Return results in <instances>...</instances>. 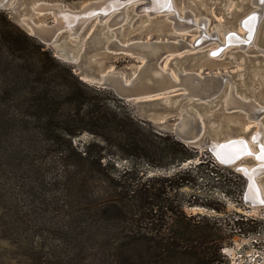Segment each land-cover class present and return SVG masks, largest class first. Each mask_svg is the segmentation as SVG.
Here are the masks:
<instances>
[{
    "label": "trees",
    "instance_id": "obj_1",
    "mask_svg": "<svg viewBox=\"0 0 264 264\" xmlns=\"http://www.w3.org/2000/svg\"><path fill=\"white\" fill-rule=\"evenodd\" d=\"M112 95L0 14L1 238L29 264H228L217 222L177 196L214 158L152 132ZM115 157L175 170L144 178Z\"/></svg>",
    "mask_w": 264,
    "mask_h": 264
},
{
    "label": "rangeland",
    "instance_id": "obj_2",
    "mask_svg": "<svg viewBox=\"0 0 264 264\" xmlns=\"http://www.w3.org/2000/svg\"><path fill=\"white\" fill-rule=\"evenodd\" d=\"M21 1L22 0H14L11 6L0 7V14L2 12L6 14L7 18L12 23L27 34L16 21L22 7ZM35 1L37 0H32L31 2L26 1V6H29V3L32 4ZM43 1L60 2L69 8L78 9L81 5L91 0ZM174 2L179 12H181L182 9H188L196 18H205L208 21V32L216 30L219 32L220 27H218V25H221L228 31L241 33L242 31L238 28L239 20L245 13L254 8V6L249 3V0H174ZM166 15H171V12H166L159 18L151 17L152 19L150 20L134 17L130 22H128V20L123 21L122 24L114 30V36L121 42L131 39L149 41L159 39L191 45L194 41V37L197 35L195 33L197 28L190 27L182 31H177L171 28V20L167 19ZM28 16H30V14H28ZM32 17L37 23H50L52 21V17L48 15L42 16L40 13ZM97 25L98 24H94L93 21L87 28L82 30L80 36L81 46L79 48V51L82 53V58L79 62L70 63L55 57L70 65L74 74L89 86L113 92L109 87H99L91 82L84 81L82 78L83 74L92 68H90L92 64L89 63L87 59L89 58L91 62L93 61L94 65L98 67V70L104 69V71H119L132 68V65L138 64L141 59L125 53L114 54L108 51L102 52V49L98 47L99 45L94 43L96 39V30L94 29L99 28L101 31L100 26ZM32 37L35 38L34 36ZM35 39L39 41L37 38ZM215 45L216 43L214 41H208L190 51L188 49H181L178 52L172 53L175 57H173L171 62H169V58H171L172 55L166 57L160 65L164 66L167 62L170 67L174 68L172 69L169 67V69L175 72L173 64L176 59H178L180 66L187 71L193 70L192 68L189 69V66L196 65L198 66V71L202 74L218 75L225 78L226 76L230 77L234 82L236 81V88L238 87L236 91L238 94L241 95L244 92L249 93L248 91L246 92V90L252 88L250 91L254 93L255 99L261 104H264V61L262 54L258 53L256 49L257 47H264V7L256 34L249 45H246L244 49H238L237 45H230L227 46L220 55H208V51L215 49ZM43 46L54 55L56 50L55 43L50 45L43 44ZM204 56L212 62L205 61L203 58ZM252 65L254 66L251 68ZM245 87L246 89H244ZM177 89L178 87H171L166 90L168 91L167 94H159L156 97L183 92ZM112 96L118 99L115 94ZM113 98L110 96L108 100L111 105L118 107L120 111L128 112L136 121L143 124L152 132L173 135L172 131L167 129L165 125L150 121V119L146 117L144 113L145 110L140 104L124 100H120L121 102H119ZM198 102L200 101L193 102V105ZM212 105L214 107L210 111L208 110V112L199 111L196 105L193 106L199 112L203 125L204 121L208 119V130H212L213 128L214 132L216 131L212 139L234 136L246 138L256 127L255 121L245 122L241 115L236 116V114H232V116H222L220 111L216 110L220 106V100L216 105L213 103ZM204 117L206 118L205 120H203ZM176 118L177 115H170V118L167 119L165 123L173 122ZM261 121L264 125V118H262ZM90 138L91 135L83 133L76 139V142H81L82 140L87 141ZM210 139L211 137L206 133L198 143L194 145L189 144L188 146L196 148L199 157L201 155L203 156V153L211 154L214 161L218 164L216 170H213L216 171V173L209 171L205 166L194 168V171L190 175V179H192L191 182L179 189L177 196L184 201V211L186 214L191 216L204 215L214 220V222H217V226L221 231L220 235L226 236L221 254L224 255L228 264H264V207L261 205H249L244 201L243 194L247 182L246 178L241 173L234 170L233 167L218 162L212 151L208 149ZM249 157L251 159V156ZM245 159L246 158L241 159L238 164L251 163L244 162L246 161ZM113 160L114 167L118 172L122 173L123 171H129V169H136L135 172L142 170L145 173L144 178L151 175L171 173L175 170L171 167L163 170L152 169L144 161L136 158L121 160L115 157ZM199 161V158H195L183 163L181 167L184 168L190 163L195 165V163ZM262 177L264 178V175ZM186 202H190V204ZM21 247L1 238L0 234V264H29L21 256Z\"/></svg>",
    "mask_w": 264,
    "mask_h": 264
},
{
    "label": "water",
    "instance_id": "obj_3",
    "mask_svg": "<svg viewBox=\"0 0 264 264\" xmlns=\"http://www.w3.org/2000/svg\"><path fill=\"white\" fill-rule=\"evenodd\" d=\"M26 1L31 2L32 0L21 1L22 7L16 21L27 32V34L34 36L43 44L50 45L55 43L56 50L54 56L73 63L79 62L82 58V53L79 51L82 30L87 28L88 25L94 21L95 16L102 18L108 14L109 9H104V6L108 3H113L114 6H120L132 0H91L84 3L78 9L71 8L70 11H66L63 7L64 5L60 2H46L43 0H37V6L34 7L33 11L30 3L29 6H26ZM13 3L14 0H0V7L11 6ZM169 7V0H141L138 2L137 10L138 12H142L140 15L141 17L143 12H146L151 15L152 18H159L167 12ZM38 11H42V13H40L42 16L48 15L52 17V21L50 23L41 22L40 24L35 25V20L32 16H35ZM28 14H30V16H28ZM66 17L68 19H66ZM29 19H31L33 23ZM115 29L116 27L113 28V30ZM94 30H96V39L94 40V43L99 45L98 47L102 49V52L108 51L114 54L126 53L132 57L140 58L141 61L138 64H133L132 68H126L119 71H104V69L98 70V67L94 65V62H91L88 58V62L92 64L90 68H92L83 74L82 78L84 81L91 82L99 87H109L119 99L140 104L145 110L144 113L146 114V117L149 118L150 121L165 125L167 129L172 131V134L177 139L181 140L186 145H194L198 143L202 136L207 133L211 137L208 149L212 151L218 162L233 167L234 170L238 171L246 178L247 182L243 194L244 201L249 205H261L264 207V202H262L261 197L257 193L256 184L252 179L255 172L245 169L243 164H238L243 158H246V161L244 162H252L247 154L248 152L246 148L244 147V143L240 140H235L234 138L228 139V141L224 143H215L212 141L215 134L214 129L212 128V130H208L207 122L209 120L205 117L203 118V120L206 119L204 121L203 131L199 133V126L194 127L191 120L184 119L186 118L184 116L185 114L181 113L179 110L181 106L187 104V101H189L185 98L186 94L184 92L166 95L167 97H156L159 94H167L168 91L166 90L172 87V84L168 83L165 78V72L156 65V63L160 64L164 59L165 55L163 56V46L179 44L180 42L176 43L159 39L152 41L135 39L127 45H120L118 47L115 45V40L106 44L99 28ZM249 36H247V38H249ZM138 42H141L140 44L148 43L149 45H139ZM150 44L155 50L157 49L154 55L150 53V48H152ZM140 46L143 47L141 48ZM203 58L205 61L212 62L210 59H207L206 56ZM253 66L254 65H252L251 68ZM188 68L193 69L187 73L191 78L205 79L217 76L202 74L198 71V66L196 65H191ZM197 72H199V74ZM121 75H124L125 79L133 75V79H130V81L126 83L121 79ZM193 78L192 81H194ZM195 85H199V83ZM177 90H182V88H178ZM197 97L202 98V96ZM206 102L208 101H200L195 105L199 111H206L208 109L207 105H205ZM216 110L220 111L224 117L232 116V114H236V116L240 115L237 114V110L225 112L230 109H223L222 111L221 105ZM259 114L260 113H258V115ZM170 115H177V118L173 122L165 123V121L170 118ZM262 118H264V116ZM182 123L183 126H181ZM228 142L238 143L241 151L235 154L230 152L227 147L231 143ZM258 168H264V165H261Z\"/></svg>",
    "mask_w": 264,
    "mask_h": 264
},
{
    "label": "bare ground",
    "instance_id": "obj_4",
    "mask_svg": "<svg viewBox=\"0 0 264 264\" xmlns=\"http://www.w3.org/2000/svg\"><path fill=\"white\" fill-rule=\"evenodd\" d=\"M140 1L141 0H132L120 6L119 5L114 6L113 3H110V4L108 3L106 6H104V9L106 10L109 9L108 14L102 18L95 16L94 20L96 19V21L99 23H102V22H105V24L107 23L106 26L108 28H115L117 26H120L122 22L124 21L125 10L129 5L135 4V9H133V12L135 15L142 14V12H138L137 10V5H138V2ZM169 4H170V7L167 10V12H174L175 10L172 9V4L170 0H169ZM257 5L259 6L258 10L250 11L249 13L250 15H248L243 20H241L242 18L239 20L238 24H240V27L244 31H246V33L243 34L244 37H241L235 31H224L223 36L221 35V37L217 31L208 32L207 30L208 21L205 18L196 19L194 15H192L189 11H185L184 17H180L176 14L172 16H168L167 19L173 22L172 23L173 29L177 31H182L190 27H195L197 28L195 32L197 35L194 37V41L191 43V45H187L182 42H180L179 44H174V45H169V46L164 45L163 46V56L165 55L164 58L172 55V53L180 51L181 49H188L190 51L191 49L198 47L208 41H214L217 44V47L215 49L208 51V55H213V53H218L217 55H220L223 52V50L227 46H230V45H238L240 49H244L245 46L249 45V43L252 41L254 37V33L256 31V27L258 25V22L260 21V16L262 15V9L264 7V4L262 2H258ZM36 6H37V1L31 4V8L33 9V11H34V7ZM63 7L66 9V11L71 10L70 8L66 6H63ZM39 13H42V11H38V14ZM144 13L147 16L152 17L148 13L143 12V14ZM111 14L113 15L108 19V17ZM66 19L68 18L66 17ZM29 20L32 22L31 19ZM37 24H40V23L35 22V25ZM219 29L220 31L222 30V28H219ZM247 36H249V38H247ZM103 37L106 42L108 38L106 36H103ZM112 40H115V45L119 47L120 45H127L128 43L133 42L135 39L125 41L126 43L121 42L120 40L116 38H112L110 41ZM140 43L141 42H138L139 45H143V46L149 45L148 43L146 44H140ZM138 44H134V45H138ZM143 46H140V47L142 48ZM151 47L152 48H150V53L154 55L157 49L155 50L153 46ZM258 51L260 54H262L263 61H264V48H258ZM172 57H175V56L172 55ZM172 60L173 59L169 60V62H171ZM156 65L159 66L163 72H165V76H166L165 78L167 79L168 83L172 84V88L173 87L182 88V91L186 94L185 98L189 101H187V104H184L183 106H181L179 110L181 111V113L185 114L184 116L186 118L184 119L191 120L194 127L199 126V133L203 131L204 125H203V121H202V118L199 112L196 110V108L193 107V102H196V101H208L205 103L208 109L204 111V112H208V110L210 111L214 107L212 103L216 105L218 101L220 100L222 111L223 109H227V110L230 109L225 112H230L231 110H237L238 111L237 113L240 114L242 118H244L245 122L255 121V125H256L255 129L246 138L234 136V137H227V138H222V139L221 138L212 139V141L220 144L221 142L224 143L228 141V139L234 138L235 140H240L244 143V147L246 148L247 152L252 153V155H248V156H251L252 162L250 164H245V163H239V164H243L244 165L243 167L245 169L252 170L255 172L252 179L256 184L257 193L261 197V200L264 201V178H262V176L264 175V168H258L259 166L264 165V161L258 160L256 158L260 152L261 146H264V125L261 121L262 120L261 118L264 116V104H261L255 99L254 93H251L250 91L252 88H250L249 90H246V92L248 91L249 93L244 92L245 95L244 94L240 95L235 92L234 81L230 77L226 76L225 78V77L218 76V75L217 76L214 75L215 77H212V78L208 77L205 79H199V78L195 79L192 77L193 80L195 81L194 82L192 81V78L187 74L189 73V71L185 70L184 68H181L178 59H176V61L173 64L175 67V70H174L175 72H173L175 74L173 75L171 74V70L169 69L170 67L169 63L166 62L164 66L159 65V63H156ZM165 69H169V71ZM121 79H123L124 82L128 83L130 79H133V75H131V77H128L126 79L124 75H121ZM197 83H199V85H195ZM244 89H246V87ZM197 96H202V98H198ZM258 113L260 114L258 115ZM181 126H183V123L181 124ZM228 143H231L227 147L230 152H233L235 154L241 151L238 143H232V142H228Z\"/></svg>",
    "mask_w": 264,
    "mask_h": 264
},
{
    "label": "flooded vegetation",
    "instance_id": "obj_5",
    "mask_svg": "<svg viewBox=\"0 0 264 264\" xmlns=\"http://www.w3.org/2000/svg\"><path fill=\"white\" fill-rule=\"evenodd\" d=\"M171 1V4H172V9H174L175 11L174 12H171V15H169V16H172V15H178V16H180V17H184L185 16V11H189L191 14H192V12L190 11V10H188V9H182L181 10V12H179L178 11V9H177V7H176V4H175V2H174V0H170ZM258 2H262L263 4H264V0H249V3L251 4V5H253L254 6V8L253 9H250L247 13H245V15L242 17V19L241 20H243V19H245L248 15H250L249 13H250V11H256V10H258L259 9V6L257 5V3ZM229 5H230V3H229ZM67 7V6H66ZM69 8V7H68ZM71 9V8H70ZM133 9H135V4H131V5H129L127 8H126V10H125V18H124V21H126V20H128V22H130V20L132 19V18H143V19H147V20H150L151 19V17H149V16H147L145 13V15L143 14L142 15V17L140 16V15H135L134 14V12H133ZM113 14H111L109 17H108V19L112 16ZM193 15V14H192ZM262 16V15H261ZM261 16H260V19H261ZM195 17V16H194ZM166 18H168V15H167V17ZM196 18V17H195ZM197 19V18H196ZM108 22V21H107ZM98 24L99 26H100V29H101V31H102V35L103 36H106L108 39H107V41L105 42L106 44H108L109 42H110V40L112 39V38H116L115 36H114V30H113V28H108L107 26H106V24H105V22H102V23H99V22H97L96 21V19L94 20V24ZM172 21H171V24H170V26H171V28H172ZM259 23V22H258ZM119 26H117L116 27V29L118 28ZM218 27H220V28H222V30L221 31H219L218 32V30H216L217 32H218V34L220 35V37H221V35L223 36V32L224 31H228V30H226V29H224L221 25H218ZM257 27H258V25H257ZM257 27H256V30H257ZM238 28L242 31L241 33H239V32H237L241 37H244L243 36V34L244 33H246V31H244L241 27H240V24H238ZM196 32V31H195ZM256 34V31H255V33H254V35ZM117 39V38H116ZM131 40H133V39H131ZM129 41V40H128ZM217 47V44L215 45V48ZM237 47H238V49H240L239 48V46L237 45ZM258 48L259 47H257V51H258ZM262 48H264V47H262ZM210 51V50H209ZM258 53H259V51H258ZM263 58V57H262ZM165 59V58H164ZM163 59V60H164ZM171 59H173V57H171V58H169V60H171ZM162 60V61H163ZM161 61V62H162ZM160 65V64H159ZM181 68H183V67H181ZM179 69V68H178ZM165 70H167V71H169V69H165ZM171 74L173 75V74H175V73H173L172 71H171ZM236 84H235V82H234V89H235V92L237 93V91H236ZM242 94H244V93H242ZM245 95V94H244ZM164 97H166V96H164ZM255 129V128H254Z\"/></svg>",
    "mask_w": 264,
    "mask_h": 264
},
{
    "label": "snow or ice",
    "instance_id": "obj_6",
    "mask_svg": "<svg viewBox=\"0 0 264 264\" xmlns=\"http://www.w3.org/2000/svg\"><path fill=\"white\" fill-rule=\"evenodd\" d=\"M218 53H213V55H217ZM248 155H252V153H247ZM258 160H262V161H264V146H261V148H260V152H259V154L257 155V157H256ZM241 171H243V170H241ZM262 202H264V201H262Z\"/></svg>",
    "mask_w": 264,
    "mask_h": 264
}]
</instances>
